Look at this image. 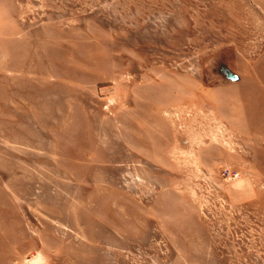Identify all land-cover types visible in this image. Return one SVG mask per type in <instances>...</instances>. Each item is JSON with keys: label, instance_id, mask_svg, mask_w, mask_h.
<instances>
[{"label": "rangeland", "instance_id": "rangeland-1", "mask_svg": "<svg viewBox=\"0 0 264 264\" xmlns=\"http://www.w3.org/2000/svg\"><path fill=\"white\" fill-rule=\"evenodd\" d=\"M0 264H264V0H0Z\"/></svg>", "mask_w": 264, "mask_h": 264}]
</instances>
